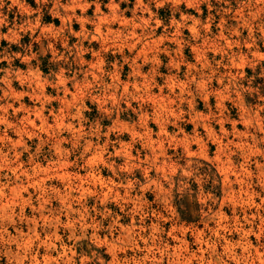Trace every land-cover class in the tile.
I'll list each match as a JSON object with an SVG mask.
<instances>
[{
	"label": "rangeland",
	"instance_id": "rangeland-1",
	"mask_svg": "<svg viewBox=\"0 0 264 264\" xmlns=\"http://www.w3.org/2000/svg\"><path fill=\"white\" fill-rule=\"evenodd\" d=\"M0 264H264V0H0Z\"/></svg>",
	"mask_w": 264,
	"mask_h": 264
},
{
	"label": "bare ground",
	"instance_id": "bare-ground-1",
	"mask_svg": "<svg viewBox=\"0 0 264 264\" xmlns=\"http://www.w3.org/2000/svg\"><path fill=\"white\" fill-rule=\"evenodd\" d=\"M235 60V59H234ZM240 60V59H239ZM236 63V62H235ZM242 64V62H241ZM219 80V79H218ZM200 84V83H199ZM202 86V85H201ZM206 127V126H205ZM254 132V131H253ZM256 137V136H255ZM195 138V137H194ZM190 147V146H189ZM224 171V170H223ZM225 185V184H224ZM217 242V241H216ZM225 248V247H224ZM112 251V250H111ZM244 252V251H243ZM182 256V255H181ZM190 257V256H189ZM253 262V261H252Z\"/></svg>",
	"mask_w": 264,
	"mask_h": 264
}]
</instances>
